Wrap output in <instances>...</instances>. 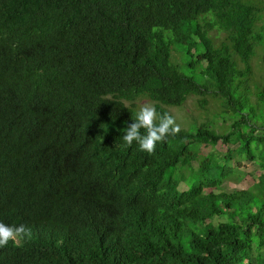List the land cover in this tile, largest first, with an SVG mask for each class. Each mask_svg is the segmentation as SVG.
<instances>
[{"label": "trees", "instance_id": "trees-1", "mask_svg": "<svg viewBox=\"0 0 264 264\" xmlns=\"http://www.w3.org/2000/svg\"><path fill=\"white\" fill-rule=\"evenodd\" d=\"M258 45L264 0H0V221L32 229L0 264H264ZM208 93L219 123L124 143L141 96L159 116Z\"/></svg>", "mask_w": 264, "mask_h": 264}, {"label": "rangeland", "instance_id": "rangeland-1", "mask_svg": "<svg viewBox=\"0 0 264 264\" xmlns=\"http://www.w3.org/2000/svg\"><path fill=\"white\" fill-rule=\"evenodd\" d=\"M262 25V22L259 23V27ZM216 38V42L219 43L224 39V33H220L217 31L212 32L211 34ZM257 54L252 59L251 65L253 68V94L250 97V100L253 104H258V88L264 90V46H257ZM175 56L178 57L179 55L175 52ZM173 61H182L181 70L189 77H193L195 80H197L199 83L204 85L206 81H204V77L202 76L200 69L196 70L194 72L193 69H188L184 66V57L181 56L179 60H175L173 58ZM207 99L209 101L207 109L202 110L199 105V97L192 96L190 97L187 102L181 106V107H165L171 115L175 117L176 123L180 125V129H184L187 131L194 130L198 125L201 124H208L213 126L217 121L220 122V118L218 116V113L220 111L219 102L217 100H214L210 98V93L207 95ZM140 98L145 99H139L135 102V111H138L140 106H142L145 103L153 104L147 97L141 96ZM223 131V130H222ZM224 131H227V129H224ZM231 148H236L235 146H230ZM202 154H207L209 152L216 151L217 153H225L227 150V146L219 143L215 148L211 146H204L202 145L200 147ZM194 169L198 168V163L193 164ZM240 172L245 174V178L243 181H225L223 184V189L232 191V190H243L247 189L253 184L255 178L257 177L258 173L260 172V169L257 165L250 163L249 161H244L242 164V167H239ZM181 190H185V185L182 184L180 186ZM215 223L217 222H223V219L216 218Z\"/></svg>", "mask_w": 264, "mask_h": 264}, {"label": "clouds", "instance_id": "clouds-1", "mask_svg": "<svg viewBox=\"0 0 264 264\" xmlns=\"http://www.w3.org/2000/svg\"><path fill=\"white\" fill-rule=\"evenodd\" d=\"M141 129L145 131L142 133ZM179 131L180 125L176 123L173 115L163 113L158 116L156 106L145 103L136 111L133 122L127 125L123 141L127 145L136 141L140 149L151 153L155 151L158 141H163L168 135ZM31 236L32 229L26 224H7L0 221V247L6 246L10 240L16 241L17 237L30 239Z\"/></svg>", "mask_w": 264, "mask_h": 264}]
</instances>
